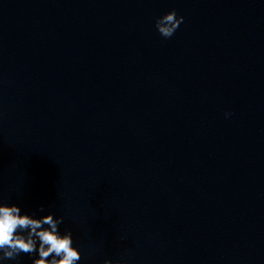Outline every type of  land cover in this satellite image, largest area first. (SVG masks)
<instances>
[{"label": "clouds", "instance_id": "9594fccd", "mask_svg": "<svg viewBox=\"0 0 264 264\" xmlns=\"http://www.w3.org/2000/svg\"><path fill=\"white\" fill-rule=\"evenodd\" d=\"M183 21L184 17H178L173 9L158 17L155 27L163 38L168 39ZM229 115L225 113V117ZM40 211H43V207ZM63 222V216L56 217L49 213L35 218L27 213L21 214V208L16 204L0 203V261L17 260L21 254L38 253V258L33 259L32 264H78L81 254L73 247L72 232L61 234L59 231V225ZM103 264L113 262L106 259Z\"/></svg>", "mask_w": 264, "mask_h": 264}]
</instances>
